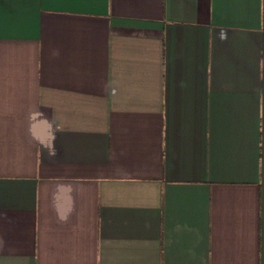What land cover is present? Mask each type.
<instances>
[{"label":"crops","instance_id":"1","mask_svg":"<svg viewBox=\"0 0 264 264\" xmlns=\"http://www.w3.org/2000/svg\"><path fill=\"white\" fill-rule=\"evenodd\" d=\"M0 264H264V0H0Z\"/></svg>","mask_w":264,"mask_h":264}]
</instances>
